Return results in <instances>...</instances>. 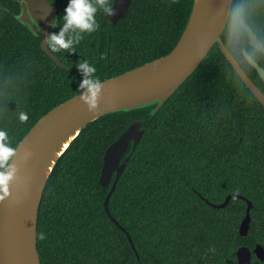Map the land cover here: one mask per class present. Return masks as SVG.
Here are the masks:
<instances>
[{"label":"trees","instance_id":"trees-1","mask_svg":"<svg viewBox=\"0 0 264 264\" xmlns=\"http://www.w3.org/2000/svg\"><path fill=\"white\" fill-rule=\"evenodd\" d=\"M62 24L50 48L19 22L16 0H0V185L22 138L49 110L88 87L169 53L193 0H132L112 24L107 0H51ZM241 18L264 44V0H233L222 38L264 91L243 53L264 67ZM108 113L88 123L49 176L38 217L42 264H239L237 249L264 247V106L218 44L153 113ZM145 132L109 199L99 182L106 148L135 119ZM131 146L127 150V155ZM252 201L247 235L239 232ZM133 244V245H132ZM134 246V247H133ZM252 264H264L255 254Z\"/></svg>","mask_w":264,"mask_h":264},{"label":"water","instance_id":"water-1","mask_svg":"<svg viewBox=\"0 0 264 264\" xmlns=\"http://www.w3.org/2000/svg\"><path fill=\"white\" fill-rule=\"evenodd\" d=\"M16 1L20 3V12L14 14L17 20L41 38L42 49L57 66L66 67L65 62L50 48L51 43H60L54 37L55 30L62 26L57 6L51 0ZM131 3L132 0H107L105 16L115 24L126 17ZM232 4L233 0H193L180 39L169 53L88 87L49 110L31 127L18 143L0 185V264H42L37 227L45 185L56 162L82 129L108 113L152 105L155 106L152 112L156 113L193 74L215 44H218L246 86L264 106V91L241 66L222 38ZM241 24L248 32L250 44L264 53V44L252 27L244 18H241ZM243 53L264 81V67L245 48ZM143 122V118L133 120L106 148L99 179L102 186H107L114 177L104 205L108 215L126 232L131 242L129 232L111 214L109 199L132 151L145 132ZM81 124L76 137L70 141L50 170L35 203L33 196L37 195L40 167L43 166L44 159L61 137ZM130 146V152L125 155ZM233 196L243 197L237 193H229L223 202L212 205L223 207ZM245 199L248 205L240 223L241 235L249 232L250 210L253 206L251 200ZM253 254L264 260V247L261 243H257L253 249L247 245L239 246L238 263L252 264Z\"/></svg>","mask_w":264,"mask_h":264},{"label":"bare ground","instance_id":"bare-ground-1","mask_svg":"<svg viewBox=\"0 0 264 264\" xmlns=\"http://www.w3.org/2000/svg\"><path fill=\"white\" fill-rule=\"evenodd\" d=\"M81 127L82 124L78 125L73 130L68 131L65 136L61 137L57 144L51 149L49 156L44 159V164L40 167L41 175L38 179V186L36 188L37 195L33 196L35 203H37L40 197L42 186L44 185L45 180L48 177V174L55 164L57 158L69 146L70 141H72L76 137V134L81 129Z\"/></svg>","mask_w":264,"mask_h":264}]
</instances>
